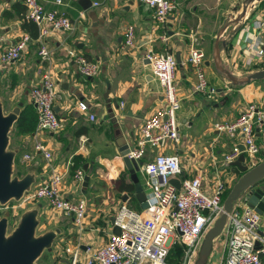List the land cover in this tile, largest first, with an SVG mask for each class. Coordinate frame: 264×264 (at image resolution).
<instances>
[{
  "label": "crops",
  "instance_id": "0c3cea01",
  "mask_svg": "<svg viewBox=\"0 0 264 264\" xmlns=\"http://www.w3.org/2000/svg\"><path fill=\"white\" fill-rule=\"evenodd\" d=\"M20 1L0 0V49L26 33L21 27V13L17 10ZM223 1L180 0L179 7L169 15L165 25L155 28L152 8L140 0H91V4L85 6L81 0H39L46 8L67 12L74 28L49 31L45 36L51 54L49 59L41 57L38 42L30 39L19 59L0 62V97L7 111L19 104L20 109H31V86L38 83L45 73L55 82L54 110L62 119L63 128L40 131L34 119L30 131L15 132L13 124L9 146L18 149L15 174L23 175L27 170H34L38 181L49 174V165H52L55 170L64 173L63 187L68 198L76 200L82 194L89 195L82 230L75 228L72 214H52L54 226L62 229L54 245L58 260H72L75 256L82 258L88 252L87 247L93 249L103 245L109 233L117 230L113 215L121 201L127 200L133 208H141L133 191L124 189L123 182L117 178L124 173V182H132L121 154L122 144H135L144 120L167 105L162 85L145 57L149 47L169 50L174 54L179 52L181 58L174 77L183 89H187L180 92L181 105L177 116L182 123L188 124L189 133L178 151L192 152L196 168L190 174L212 176L214 170L221 167L222 174L227 176V184H230L241 173L236 165L229 163L231 160L226 159L233 144L242 143L240 137L231 138L218 131L213 122L234 119L249 101L264 106V80L230 87L215 72L210 62L211 44L224 17L223 12L233 0H228L225 8ZM262 6L255 7L229 41L226 54L230 63L237 57L241 63L249 54L246 47L248 40L259 37L261 44L264 41V28L256 25V20L264 16ZM126 25L135 29L137 42L132 48L123 44V28ZM193 39L205 53L203 67L209 85L215 88L213 94L191 91L196 80L195 69L186 57ZM71 47L98 63L99 72L95 76L85 77L77 71L67 54ZM260 67H264V55L256 58L253 65L239 69ZM183 97L186 99L183 100ZM78 100L88 104L95 119L91 120L86 112L78 109ZM35 139L41 140L51 151L50 163L41 151H36L30 160L22 161L23 152L32 150ZM180 140L181 136L178 142ZM154 154L146 150L140 159L139 176L141 173L144 175L143 164ZM75 155L80 156L75 167L81 166L84 175L89 176L86 187L83 183L80 186L75 184L73 176L76 168H70ZM262 158L264 147L257 159ZM220 164L227 166L223 168ZM124 192L127 193L125 199L122 198ZM35 203L40 205V221L42 217L46 222L51 221L53 209L50 213H41L43 206L48 204L45 199ZM261 256L264 264V254Z\"/></svg>",
  "mask_w": 264,
  "mask_h": 264
},
{
  "label": "built area",
  "instance_id": "2783aa9c",
  "mask_svg": "<svg viewBox=\"0 0 264 264\" xmlns=\"http://www.w3.org/2000/svg\"><path fill=\"white\" fill-rule=\"evenodd\" d=\"M25 4V16L38 25L36 41L39 44L38 53L43 59L50 58V49L45 36L50 30H71L74 22L64 10L46 8L39 0H22ZM59 1V0H56ZM152 8L154 27H163L167 18L180 5V0H140ZM98 4L97 1L94 2ZM257 26L264 28V16L256 20ZM123 44L132 48L137 38L132 25L123 28ZM30 37L23 34L0 49V62L19 59L28 45ZM261 38L256 37L246 43L249 54L241 63L235 58L233 67H247L255 63L256 58L264 55ZM68 56L75 64L77 71L85 76H95L99 72L96 61L88 58L76 48L67 50ZM152 70L163 88L167 105L149 115L139 128L135 144L128 151V156L140 160L147 150V144L157 148L173 142L177 148L179 141V126L177 111L181 99L177 95L174 84L175 70L178 62L175 54L169 50H154L149 47L145 52ZM203 49L191 41L186 61L195 69L196 81L191 91L214 93L215 88L209 85L204 70ZM30 101L37 113L36 128L40 131H58L63 128L62 119L54 110L56 96L55 82L47 73L43 74L38 83L31 86ZM80 111L86 112L89 118L95 119V114L89 111L88 104L77 101ZM214 128L225 132L231 138L240 137L244 145L245 161L249 166L258 162V154L264 147V106L255 101H249L232 120H216ZM36 151H41L50 163L51 151L38 139H35L32 150L22 154V161L30 160ZM238 143H234L232 151L226 154V159H235L240 153ZM50 166L49 174L42 177L34 187L24 192L19 200L8 204L0 203V212L10 209L13 215L18 214L29 202L39 198L56 211L72 214L73 222L79 230L83 229L86 215L87 199L83 196L76 200L68 198L62 191L63 171ZM145 200L147 206L133 208L127 200L119 203L113 215L116 231H111L107 241L90 249L80 257H73L70 264H167L165 258L172 246L179 243L181 249V264H188L202 233L222 208L224 191L228 187L227 180L221 172L215 169L211 181V191L202 188L201 173L185 174L178 153L159 152L143 164ZM178 179V184L170 181ZM74 180L82 184L84 169L79 166L74 171ZM209 187V185L207 186ZM208 189V188H207ZM249 189L244 191L236 201L231 213L224 238V247L220 264H263L264 254V215L248 204ZM140 204V202H138ZM3 215V214H2ZM90 249V250H89Z\"/></svg>",
  "mask_w": 264,
  "mask_h": 264
},
{
  "label": "water",
  "instance_id": "95a60500",
  "mask_svg": "<svg viewBox=\"0 0 264 264\" xmlns=\"http://www.w3.org/2000/svg\"><path fill=\"white\" fill-rule=\"evenodd\" d=\"M260 0H233L228 9L223 12L222 22L213 37L211 44V64L215 72L225 80L230 87H241L256 80H264V67L240 70L233 67L226 54V47L233 34L249 18ZM82 5H90L91 0H81ZM177 62L181 64L179 52L175 53ZM209 63V60L206 61ZM20 111V104L5 111L0 97V203L6 204L11 200H19L25 191L29 190L36 180L34 170H27L23 175L15 174V158L17 148L9 146V132L12 129ZM121 154L125 165L129 169L130 179L134 184V197L141 207L147 206L145 191L138 171L141 160L128 156L131 146L124 143ZM124 148V149H123ZM240 153L229 163L236 165L241 173L224 196L222 208L202 233L188 264H220L224 247L223 235L226 232L229 214L231 213L240 195L249 189L248 204L264 215V158L252 166L245 161L244 145L239 144ZM185 174V171H182ZM89 180L84 175L83 185L86 187ZM170 181L178 184V179L172 177ZM127 193L122 194L125 199ZM39 204L28 206L21 210L15 226L8 230L7 209L0 216V264H38L37 258L46 248H50L57 235L61 234L60 226H54L37 233L40 222ZM53 264H70L68 258L57 260Z\"/></svg>",
  "mask_w": 264,
  "mask_h": 264
},
{
  "label": "rangeland",
  "instance_id": "374dc122",
  "mask_svg": "<svg viewBox=\"0 0 264 264\" xmlns=\"http://www.w3.org/2000/svg\"><path fill=\"white\" fill-rule=\"evenodd\" d=\"M228 5V0H224L223 1V8H225L226 6ZM262 5H264V0H260V1H258L257 3H256V6L257 7H259V6H262ZM263 7V6H262ZM261 7V8H262ZM256 14V13H255ZM262 44H264V41H262ZM176 71V70H175ZM194 74H195V79H196V73L195 72H193ZM206 74V73H205ZM174 84H175V86H176V92H177V95L178 96H181L180 95V92L182 91V90H184V91H186V89L187 88H182V86L176 81V79H175V77H174ZM196 81V80H195ZM195 83V82H194ZM189 90V89H188ZM195 93H198V92H195ZM188 97V96H187ZM183 100L184 99H186V98H182ZM5 107V106H4ZM5 109V111H7V108L5 107L4 108ZM177 122L180 124V127H179V135L181 136V140H180V142H178V144H177V148L175 147V145H174V143L173 142H166V144H165V146H163V145H158V147L157 148H154V147H152V146H150L149 144H147V150L150 152V153H153V152H155V154L156 153H159V152H174V153H178V156H179V158H180V163H181V165L184 167V169L186 170V172H187V174H190L191 172H192V170L194 169V168H196V165L193 163V156H192V152L190 151V150H185L183 153H181V152H179L178 151V149L179 148H181V146H182V144L184 143V141H186V139H187V136H188V133H189V130H188V124L187 123H182L181 122V119L177 116ZM10 135L12 134L13 135V132H12V129H11V131H10V133H9ZM10 139H11V137H10ZM20 153V152H19ZM19 155V154H18ZM19 157V156H18ZM223 166V168H224V166H227V165H224V164H220V166ZM219 169H220V174H221V176H222V178L223 179H226L227 178V176L226 175H223L222 173V168L221 167H219ZM236 177H238V176H235V179L230 183V184H227L228 185V187H227V189H228V191H229V189H230V187H231V185L233 184V182L236 180ZM139 178H140V180H141V182L143 183L144 182V175H143V173H141V175L139 176ZM227 180V179H226ZM211 181H212V177L211 176H206V175H203V184H202V188L205 190V188H206V191H208V193H210V191H211ZM63 183H65V179L62 181V186H63ZM35 184H36V182L33 184V186L32 187H34L35 186ZM75 184L77 185V186H80V184H78V183H76L75 182ZM209 185V187H207ZM208 188V189H207ZM62 191H63V194H65V189H64V187L62 188ZM227 191V192H228ZM86 192H89V191H86ZM80 196H83V197H85L86 199H87V201H89V195L88 194H82V195H80ZM41 200H43L42 198H39V199H37V200H35V201H33V202H29V203H27V204H25V206H23V207H28V206H31V205H34V204H36L35 202H37V201H41ZM10 202L12 203L13 202V200H11V201H9L8 202V204H10ZM133 202L135 203V200L133 199ZM24 209V208H23ZM22 209V210H23ZM53 208L49 205V204H45L44 206H43V208H42V211H41V213H45V212H51V210H52ZM54 211V212H53ZM21 212V211H20ZM20 212L18 213V214H16V215H14V220L16 221L17 219H18V217H19V214H20ZM56 212H60V211H56V210H52V213H51V216L50 215H48V216H50V218H51V221L52 220H54L53 219V217H52V214L54 213V214H57ZM62 213V212H61ZM62 214H64V213H62ZM49 220V219H48ZM45 221L44 220V218L42 217V219H41V221H40V223H39V225H38V227H37V233H40V232H43L44 230H46V229H48V228H51V227H53L54 225H55V223H54V221ZM13 223H15V222H12L11 223V225H10V227H9V229L10 228H12L13 226ZM83 226H84V222H83V224H82ZM75 228L77 229V231L79 230L78 229V226H76L75 225ZM55 242H56V240L54 241V243L52 244V246L50 247V248H46V249H44V251L41 253V255L37 258V263L38 264H53L54 262H56L57 260H58V256H57V254H55V252H56V245H55ZM57 244H59L58 242H57ZM55 245V246H54ZM176 251H178V248L176 247ZM179 264H181V261H180V263Z\"/></svg>",
  "mask_w": 264,
  "mask_h": 264
},
{
  "label": "trees",
  "instance_id": "16d2710c",
  "mask_svg": "<svg viewBox=\"0 0 264 264\" xmlns=\"http://www.w3.org/2000/svg\"><path fill=\"white\" fill-rule=\"evenodd\" d=\"M17 8H18L17 10L21 13L22 29L28 34L31 40L36 39L38 35V25L34 20L27 18L25 16V4L23 3V1L18 2ZM30 105L32 106L31 109L27 107L20 109L18 117L14 123L15 132H28L33 128L32 124H33L34 119H36V122H37V113H36L35 107L32 103H30ZM72 160L73 162L71 163L70 168L74 170L76 168L75 166L79 164L80 156L75 155L72 158ZM16 161H17V158H16ZM18 173H21V171L18 170ZM124 176H125L124 173H120L117 179L123 182V185L125 186L124 189L128 191H133L134 190L133 182H124L125 181ZM227 191L228 189L226 188L223 194L224 196L227 194ZM176 247L178 248V251H176ZM165 261L167 264H179L180 263L181 249H180L179 243H175L174 246L170 248L165 258Z\"/></svg>",
  "mask_w": 264,
  "mask_h": 264
},
{
  "label": "flooded vegetation",
  "instance_id": "af4514ba",
  "mask_svg": "<svg viewBox=\"0 0 264 264\" xmlns=\"http://www.w3.org/2000/svg\"><path fill=\"white\" fill-rule=\"evenodd\" d=\"M6 210H7V209H6ZM6 210H4L3 213L0 212V216H1L2 214H4V212H5ZM9 211H10V213H9V215H8V224H7L8 227H7V229H8V230H11V229L15 226L17 220L15 221V220L13 219V218H14V215H13V213L11 212L10 209H9ZM12 222H15V223H13V225H12L13 227L9 229V227H10V225H11Z\"/></svg>",
  "mask_w": 264,
  "mask_h": 264
}]
</instances>
